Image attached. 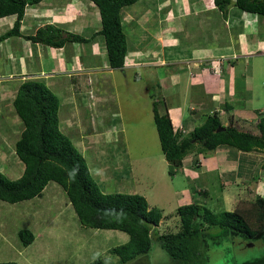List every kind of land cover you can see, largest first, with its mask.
<instances>
[{
	"label": "rangeland",
	"instance_id": "374dc122",
	"mask_svg": "<svg viewBox=\"0 0 264 264\" xmlns=\"http://www.w3.org/2000/svg\"><path fill=\"white\" fill-rule=\"evenodd\" d=\"M152 1L139 0L131 10L138 14V11L150 7ZM71 26L74 27L69 24L63 26V30H70L73 28ZM88 28L92 31L94 26L90 23ZM124 29L132 46L136 43V38H132L128 26L124 25ZM147 42L146 36L143 41L138 40L140 45H146ZM67 45L69 47L70 43ZM83 47L85 50L86 44ZM87 48L91 50V43L87 44ZM54 54V49H49L48 56L53 57ZM88 55L90 57V52ZM52 57L50 60L55 65L58 64V60H52ZM95 57L85 59V62L93 67L96 65V69L100 71L98 79L91 80V86L96 93L94 98L98 101V104L95 103L96 111L92 108L89 110L85 105L86 108H83L77 99L72 109V93L81 94L84 88L68 86L71 90L69 94L59 96L60 128L83 155L93 179L103 192L138 193L147 199L151 207L163 210V219L153 234L151 250L125 264H264V230L249 237L234 229H207L201 235V256L189 263L171 257L155 237L157 233L180 231L181 220L177 209L183 204L198 203L218 214L222 211H233L240 199L250 200L257 195L264 196V152H251V158L248 155L241 159L239 157L237 168L231 173L221 174L216 170L199 175L196 180L181 173L175 174L176 171L171 173V165L165 158L156 129L153 101L161 100L158 107L163 112L165 104H189L190 97L187 99L179 93L168 95L165 88L159 90L155 84L153 66L141 68L138 71L141 78L135 80L133 76L126 77L119 69L113 73L107 72L104 67L105 59L100 61L98 55ZM45 69L52 70L51 62ZM62 72L65 73L64 70ZM251 79L249 86L253 84L250 86L253 108L250 110L254 114V122L240 125L241 128L257 133L258 117L264 116V71L257 69ZM241 80L243 77L239 76L236 82ZM241 84L240 89H243L244 85ZM107 85L108 90H104L103 86L105 88ZM0 87L11 93L8 85L2 84ZM89 94L87 93L88 96ZM7 97L10 99L9 95L5 96L6 102L0 100L4 116L0 120V171L11 179H17L23 173L21 166L24 165L14 151L15 142L23 130V123L11 105L12 99L9 102ZM91 103L89 100L88 105ZM240 104H243L242 100ZM258 110L263 113L259 114ZM95 113L100 115L101 120L90 117H94ZM189 116L190 113H187L186 117L191 118ZM227 119V116L221 118L224 122ZM105 133H109L108 136L112 138L110 142H104ZM191 157L196 158L193 154ZM13 165L16 166L11 169L10 166ZM184 188L194 189L191 198L186 194L191 199L189 201L179 199V190ZM199 189L207 190V195L199 193ZM201 213H204L203 208ZM22 228L31 230L35 235V240L28 246H24L18 236V231ZM128 240L129 235L119 230L84 227L66 192L54 181L49 182L41 197L18 203L0 201V262L92 264L98 258H106L102 263L96 264H121L120 258L112 254L110 248Z\"/></svg>",
	"mask_w": 264,
	"mask_h": 264
},
{
	"label": "crops",
	"instance_id": "0c3cea01",
	"mask_svg": "<svg viewBox=\"0 0 264 264\" xmlns=\"http://www.w3.org/2000/svg\"><path fill=\"white\" fill-rule=\"evenodd\" d=\"M132 6L124 9L123 25L128 26L132 38H136V43L130 46L128 41L125 66L119 70L126 77L133 76L135 80H139L141 75L138 71L153 66L155 84L159 90L165 88L168 95L179 93L187 99L190 97L189 104L176 103L173 106L164 99L167 103L164 110H168L176 129L183 128L188 133L202 124L207 114L215 111L221 118L228 117L227 121H223L224 124H228L232 116L234 123L239 126L244 122H254V114L250 110L253 108L250 87L253 84L249 86V83L257 69L264 71V17L241 11L234 4L220 9L215 0H153L150 7L138 11V14L131 10ZM16 18V15L0 18V35L14 26ZM90 23L94 26L92 31L88 28ZM47 24L58 25L62 29L68 24L74 25L65 31L79 34L89 41L69 42V47L67 43L60 48L33 42L23 36H11L1 41L0 86L8 85L11 93L0 87V100L6 102L5 96L9 95L13 107V100L22 82L42 79L58 97L64 93L69 94L71 85L84 88L86 93H72V109L77 99L83 108L96 111L98 101L94 98L96 93L91 86V80L98 79L100 71L96 69V65L93 67L86 63L85 59L96 58L98 55L100 61L105 59L104 67L107 72L113 73L116 70L109 66L104 37L97 33L101 29L99 9L90 0H43L26 8L20 30L23 35L35 34L40 27ZM145 36L147 44L140 45L138 40L143 41ZM88 43H91V50L87 48ZM83 44H86L85 50ZM51 48L55 53L53 57L48 56ZM51 57L59 63L55 65L50 60ZM49 62L52 70L48 71L45 68H48ZM239 76L243 80L237 83ZM241 83L244 85L243 89H240ZM103 89L108 90V85L105 88L103 86ZM87 93H90L89 96ZM10 99L7 97V101ZM89 100L90 103L93 101L92 105H88ZM258 112L263 113L260 110ZM187 113H190L191 118L186 117ZM3 117L0 108V120ZM90 117L101 120L97 113ZM105 134L104 142H110L112 138L108 136L109 133ZM250 153L233 151L222 146L206 154L200 153L197 160L191 155L186 157L175 174L181 173L196 180L199 175L216 170L221 174L231 173L237 168V161L242 156H252ZM14 166L16 165L10 168ZM23 169L24 166H21L22 171ZM193 190L180 189L179 199L191 200ZM187 193L190 198H187Z\"/></svg>",
	"mask_w": 264,
	"mask_h": 264
},
{
	"label": "trees",
	"instance_id": "16d2710c",
	"mask_svg": "<svg viewBox=\"0 0 264 264\" xmlns=\"http://www.w3.org/2000/svg\"><path fill=\"white\" fill-rule=\"evenodd\" d=\"M43 0H0V18L16 15L14 26L0 35V42L11 36H23L33 42L60 48L69 42L85 43L89 39L66 32L54 24L40 27L35 34L23 35L21 22L29 5ZM100 11L101 29L105 40L109 66L123 69L128 54V35L123 25L124 9L139 0H90ZM220 9L234 4L241 11L264 17V0H215ZM59 97L39 79H28L20 84L13 107L23 123V130L15 142V153L23 163L21 176L11 179L0 171V201L18 203L41 197L49 182L58 183L66 192L80 223L94 229H114L125 232L129 240L110 248V252L125 264L152 248L156 226L163 219V210L151 207L138 193H105L93 179L83 155L61 130ZM159 100L153 101V117L170 172L180 169L183 160L219 147L241 152H264V116L256 122L258 132L241 128L233 121L224 124L217 111L207 114L202 124L186 133L176 129L167 109H159ZM219 127L224 130L217 131ZM194 158V159H196ZM197 160V159H196ZM199 193L207 195V190ZM201 208L204 213H201ZM181 229L175 233H157L156 240L171 257L189 263L201 256L200 240L203 231L212 227L234 229L254 237L264 230V196L240 199L233 211L213 213L198 203L183 204L177 209ZM18 236L24 246L35 240L34 233L22 228ZM106 258H98L102 263ZM0 264H20L0 262Z\"/></svg>",
	"mask_w": 264,
	"mask_h": 264
},
{
	"label": "water",
	"instance_id": "95a60500",
	"mask_svg": "<svg viewBox=\"0 0 264 264\" xmlns=\"http://www.w3.org/2000/svg\"><path fill=\"white\" fill-rule=\"evenodd\" d=\"M225 129V127H219L218 129H217V131H221V130H224Z\"/></svg>",
	"mask_w": 264,
	"mask_h": 264
}]
</instances>
